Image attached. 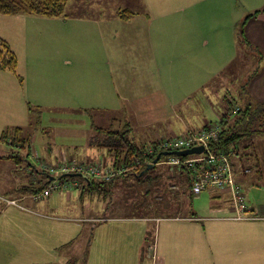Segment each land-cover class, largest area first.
Listing matches in <instances>:
<instances>
[{
	"label": "crops",
	"instance_id": "crops-1",
	"mask_svg": "<svg viewBox=\"0 0 264 264\" xmlns=\"http://www.w3.org/2000/svg\"><path fill=\"white\" fill-rule=\"evenodd\" d=\"M155 3H171L169 7L171 9L169 34L159 29L161 16L156 17V12L152 7L147 8V13H137L128 20H122L117 16L119 10L115 13L114 11L108 13V18H104L102 12H97L99 15L94 14L91 17L82 12H77L79 14L73 16L65 14L60 17L64 18L63 21L67 24L66 26H69L68 22L74 25V31L82 32L86 37L94 38L96 47L74 50L75 60L69 61L64 58L62 66L60 63L47 65L42 68V74L38 73L37 69H33L31 75L25 73L21 77L17 71L11 73L0 69L2 72L11 74L14 78V81L8 80L0 83V137L8 130H4L8 121L16 125L21 114V102L26 104L29 110V104L30 106H41L52 102L54 106L60 109L82 110L84 112L102 110V112L106 111L105 114L121 113L128 100L125 97L126 94L123 96L120 94H123L120 88L122 87L123 90L126 88L129 91L130 78H138L135 73H140L141 77H144L147 72L152 74L153 71L160 68V66L156 68L155 65L158 62L161 63L162 58L168 57V55L170 57L166 62L167 67L163 69L162 73L166 74V70L169 68V76L172 79L178 78L179 74H182L185 79L183 80L185 88L182 87L185 93L184 97L188 99L197 87L204 89L212 78H216L232 63L234 55H236V34L239 25L247 16L256 12V17L246 22L245 36L251 45L261 51L264 57V9H262L264 0H156ZM201 3L205 5V13L202 16L203 24L211 22L216 23L217 26V22L226 20L224 28L218 30L217 27L216 32L211 35V42L201 36L200 21L196 13L197 5ZM97 4L95 3V5ZM90 5L93 4L90 3L89 7H91ZM167 7L166 4L164 8ZM166 14L167 10L162 16ZM26 16L30 15L7 17L12 18L11 20H18V22L31 21V23L44 26L51 20L60 19L46 18L49 21H38L37 19H26ZM132 24H141L144 29L141 28V36H144V47L140 45L142 56H139L137 60L134 59L139 64L138 68H129L125 63L117 60L116 56L111 53L107 41L103 38L106 31H109V34H115L116 28L120 30L124 26L131 27ZM180 26H185V28L179 30L178 27ZM126 31L128 32V29ZM87 33L91 35L87 36ZM59 37L62 39L64 35ZM162 39H165L164 46L168 44L167 41L169 40L170 48L167 47L169 51H164L167 48H162L160 43ZM7 42L9 43V41ZM210 45L213 48H210ZM59 52L62 56L70 57L65 42L61 44ZM134 52L132 56L135 58L139 54L137 51ZM158 52H162V54H158ZM92 57H97L96 62L88 63V59L90 58L92 61ZM152 61L154 67L151 65ZM67 66L70 67L69 70H65ZM47 67L48 70L45 71ZM122 72L124 75L121 74ZM17 76L20 78L19 81ZM205 78L206 80H204ZM55 80H57V86L49 88L48 84ZM22 91L24 94L27 92L29 97L27 98L25 95L26 98L22 99L19 95ZM249 91L254 99L264 102V67L250 81ZM128 95H130V91ZM33 97H35V101H33ZM161 98L165 102L169 100L162 94ZM7 128L11 130L10 126ZM0 143L3 144L1 141ZM7 146L9 145L7 144ZM10 147L13 148L12 153L8 156H0V163L2 165L9 164L7 167L11 168L10 176L15 180L14 185L6 188V190L11 194L20 195L21 199H26V197L30 199L33 195H26L25 191L22 190L25 188L18 187L20 180L17 177L22 171L20 167L26 161L27 174L31 176L33 183L42 180L34 176L28 169V167L33 168V166L29 164L27 159L31 161V153L35 150L32 147L29 151ZM13 155L26 157V160L10 159L9 156ZM59 163L48 164L58 165ZM103 163L105 165V162ZM165 164L168 166L166 161L162 165ZM261 165L264 167V163ZM172 170L174 172V176H171L172 185L176 186L177 190L182 188L183 191L178 190L177 193H174L171 188L161 186L164 193L158 194L155 201H151L147 208V211L154 209L156 213L133 217L107 215L96 218L93 216L91 219H87L86 221L94 222L91 228L90 242L87 244L84 242L78 244L82 240V226L78 224L82 218L57 217L55 215L57 210L52 208H48L47 211L43 210L44 212H37L43 218V231L37 240L38 248L42 249L45 262H53L54 258L61 260L65 257L70 258L68 246L74 245L75 248L79 247L80 252L81 250L83 252L88 251V264H264V177L262 186L258 185L259 178L257 175L254 179H250L256 180L250 186L247 177L241 176L240 178L241 174L237 175L236 183L244 190L247 205L258 219L236 220L231 191L209 188L203 191L199 197H194L190 190L186 189V186L189 187L191 183L189 175L177 168ZM12 173H14V177ZM93 179L91 185L102 181L98 178ZM49 180L54 182L59 179L50 177ZM113 184L115 185V181ZM73 186L74 189L80 188L81 182L74 183ZM49 187L51 191L46 197H50L55 190V186H45L44 189ZM62 187L66 189L67 185H59L58 189ZM248 194L250 196L254 194V198L251 200L248 198ZM200 197H205L206 208H208L206 211H201L200 205L195 208L194 199ZM67 198L70 199L71 195L68 194ZM9 200L11 202L8 204L16 205L15 199ZM21 212L33 216V218L36 217L35 214L33 215V213L23 209ZM28 215L22 216L28 218ZM186 221L196 226L197 230L193 234L189 232L180 234L183 230V223ZM62 222H70L79 231L67 229V225ZM238 223L240 225L236 227ZM16 231L18 232L17 229L7 228L3 234H0V240L15 238L17 236L14 234ZM229 231H233V235H230ZM237 235L240 237L238 243L242 244L234 243L231 236ZM23 239L27 240V236L23 235ZM61 248H65V251ZM16 256L3 260L2 264H31V262Z\"/></svg>",
	"mask_w": 264,
	"mask_h": 264
},
{
	"label": "rangeland",
	"instance_id": "rangeland-1",
	"mask_svg": "<svg viewBox=\"0 0 264 264\" xmlns=\"http://www.w3.org/2000/svg\"><path fill=\"white\" fill-rule=\"evenodd\" d=\"M155 2L156 0H68L64 15L73 16L79 14L77 12H82L91 17L94 14H98L97 12H102L104 18H108V13L112 11L115 13L119 9H129L137 14L147 13V8L152 7L156 12V17L159 18L161 16L159 29L169 34L171 29L169 17L171 9L169 7L171 3ZM90 3L93 4L90 5L91 7H89ZM95 3L98 4L95 5ZM166 4L168 7L165 9ZM165 10H167V14L162 16ZM196 13L199 19L195 18L200 21L201 36L211 42V35L216 32L217 27L218 30H222L226 20H220V23L217 22V26L215 25L216 23L213 24L211 22L203 24L202 16L205 13V5L202 3L197 5ZM31 17L26 16V19L49 21L42 17ZM11 19L0 15V38L9 41L10 47L18 56L17 73L21 77L25 73L31 75L33 69H37L38 73L42 74V68L53 63H60V66H62L64 58L69 61L75 60L74 50L86 49L87 47L93 49L96 47L94 38L86 37L81 31V33L74 31V25L69 22V26H66L67 24L63 21L64 18L51 20L46 26L31 23V21L18 22V20ZM141 28L144 30L141 24H132L131 27L124 26L120 30L116 28L115 34H109V31H106L103 35L111 53L129 68L139 67V64L134 59L137 60L139 56H142L140 45L141 47L143 46L144 36H141ZM184 28L185 26L178 27L179 30ZM127 29L128 32L126 31ZM238 33L237 31L236 55H234L232 63L220 75L212 78L204 89L197 87L188 99L184 97L183 88H185V84L183 80L185 79L182 74H179L178 78L172 79L169 76V68L166 70V74L162 73L163 69L167 67L166 62L170 57L168 55V57L162 58L161 63L158 62L155 65L156 68L159 66L160 68L153 71L152 74L147 72L144 77H141V74L137 72L135 75L138 78H130V95H128L129 91L126 88L125 90L122 87L120 88L123 92V94H120L122 96L126 94L125 97L128 100V103L124 104L126 107L121 113L105 114L106 111L102 112V110L99 112H84L82 110L60 109L54 106L52 102L41 106H30L29 104V110L27 105L21 102V114L16 121V125L8 121L4 130H9L7 126H10V129L15 127L22 128L23 136L31 138V147L35 150L31 153V157L34 153H37L39 159L41 161L44 160L46 163L75 161L92 165L101 164L103 165L102 170L105 172L110 169L107 166L110 160L107 157V150H99L89 145L93 141L103 139L100 138L101 134L97 133V128L103 131L111 130L116 132L128 130L129 137L133 138L139 145H149L157 140L165 141L171 137L181 136L189 129L200 128L205 121L213 124L218 123L221 126L223 124L221 118L224 115H229L227 120L228 123H231L238 116L236 114L237 109L239 107L243 108L248 101L246 92L243 90L247 86V92L250 94V81L264 67V57L261 58L258 51L246 46L241 41ZM123 34H125L124 37ZM62 35H64V38L60 39L59 36ZM90 35L87 33V36ZM64 42L70 57L62 56L59 52L60 46ZM160 43L162 48H170L169 40L166 46L163 45L165 39H162ZM168 48L164 51H169ZM210 48H213V46L211 47L210 45ZM134 51L139 54L135 58L132 56V53H135ZM158 54H162V52H158ZM88 60V63L96 62L97 57H92V61L90 58ZM151 65L153 66V61ZM69 69V66L65 68V70ZM47 70L48 67L45 71ZM44 75H46L45 72ZM19 76L16 77L17 80L20 79L18 78ZM13 79L11 74L0 70V83ZM48 86L49 88L57 86V80L50 82ZM161 94L169 100L163 101ZM19 95L22 99L29 97L28 93L24 94L23 91ZM33 101H35V97H33ZM102 134L104 135V133ZM246 143H249V141H243V144ZM10 144L8 143L9 146H7L5 143H0V156H8L13 152ZM247 153H250V155L245 164L253 170L247 181L252 186L256 180L250 179L255 178L256 166L259 163H264V134L254 139V146L251 149L249 148ZM167 158L168 156H164L157 166L148 169L141 179L133 175L114 178L113 182L115 181V185H102V190H89L91 181L94 180L92 177H89L88 181L86 178L71 176L62 180H55L54 182L50 181V177H59L60 175H49L43 172L35 161L31 160L33 168L28 167V169L34 176L42 179L38 183H33L31 176L27 174V163L25 161L23 166L20 167L23 172L20 171V175L17 177L20 180L18 187H24L25 189L22 190L25 191L26 195H33L30 199H27V197L26 199H21L20 195L11 194L6 190V188L14 185L13 182L15 180L10 176L11 168L7 167L9 164L2 165L0 163V234H3L7 228L18 230V232L14 233L15 235L17 234L15 238L0 240V264H2L3 260L11 259L15 255L31 262V264H81L85 261V252L82 250L80 252L79 247L75 248L74 245L68 246L70 258L65 257L63 260L54 258L53 262H45L41 252L42 249L38 248L39 243L37 240V237L43 231V218L37 212H44L48 208H52L57 210L55 213L57 217L82 218V221L78 223L82 226V240L78 244L83 242L87 244V242H90L91 228L94 222L86 220L91 219L93 216H96V218L106 217L107 215L133 217L156 213L154 209L147 211L149 204H151V201H155L158 194L161 195L163 192L161 186L169 187L173 184L171 176H174V172L172 169L176 167L169 165ZM165 161L168 166L166 164L162 165ZM103 162H105V165ZM262 172L263 176L258 180V185L260 184L261 186L264 177V167ZM12 175L14 177V173ZM77 182H81V187L74 189L73 184ZM99 182H103V180ZM59 185H67V187L66 189L64 187L58 189ZM45 186H55L51 196L36 198L34 194L39 195ZM105 189L109 192L106 193ZM68 194L71 195L70 199L67 198ZM248 198L252 200L254 194L251 196L248 194ZM9 199H15L16 205L8 204V202H11ZM195 199V208L200 205L199 209L201 211L208 209L206 208L205 197ZM119 205H121V208H119ZM129 206L130 208H128ZM22 209L31 214L33 213V215L35 214L34 216L36 217L33 218V216L21 212ZM22 215H28V218H23ZM205 215L207 216L208 214ZM62 223L67 225V229L79 231L70 222ZM188 223L191 222L186 221L183 223V230L180 234L184 232L193 234L197 230L193 223ZM205 224L207 225L208 223ZM238 225L240 224L238 223L236 227ZM177 232L179 233V231ZM229 233L233 235V231H229ZM23 235L27 236V240L23 239ZM231 237L234 243L242 244L238 243L240 240L238 235ZM61 249L64 250L65 248Z\"/></svg>",
	"mask_w": 264,
	"mask_h": 264
},
{
	"label": "trees",
	"instance_id": "trees-1",
	"mask_svg": "<svg viewBox=\"0 0 264 264\" xmlns=\"http://www.w3.org/2000/svg\"><path fill=\"white\" fill-rule=\"evenodd\" d=\"M67 3L68 0H0V15H30L44 18H60L64 16V10ZM135 15L136 13L130 11L129 9H119L117 13V16L122 20H128ZM256 15L257 12L247 16L242 21V23L239 25L238 35H240L239 37L241 38V41L246 46H248L250 49L258 51L261 58H263V54L261 53V51L251 45L244 36L246 22L249 19L255 18ZM18 65L19 61L16 53L12 50L6 40L0 38V69L11 73H16ZM243 91L246 92L248 101L243 108L239 107L237 109L236 114L238 116L234 119V121L228 123L227 119L229 118V115H224L223 118H221L223 123L221 126L218 123L213 124L211 122L205 121L201 128L189 129L181 136L199 132L209 133L211 130L218 128L217 139H210L208 141L209 151L216 156L226 157L228 163L230 164V173L234 179V183L242 191L243 195L245 196L244 201L247 204L244 190L240 185L236 183V177L238 174H241V176H245L248 178V176L253 171L251 170L250 166H247V164H245L248 160V156L250 155V153H247V150L249 148H253L254 139L256 137L264 134V102H260L254 99V97L247 92V86ZM97 133L101 134L100 138L103 139L93 141L89 145L99 150H107V157L108 159L110 158L109 164L107 166L110 167V169L114 170V178L132 175L136 176L138 179L143 178L148 170V166L153 164V161L159 153L164 152L162 148V142L164 140H157L153 143H150L149 145H139L133 138L129 137L128 130L116 132L111 130L103 131L102 129L97 128ZM102 133H104V135ZM23 134V129L20 127L7 130L1 135L0 141L5 144L11 143L10 145L13 147H18L19 149H27L29 151L31 149V138L29 139V136L24 137ZM245 140L249 141V143L243 144V141ZM200 155L201 154L194 155L193 157H180L172 155L180 161V164L176 166V168L181 172H184L186 175H189L191 183L189 184V187L186 186V189H189L191 194L192 186L194 185L201 167L200 165H187L183 162H186L189 159L198 158ZM163 157L164 156H162L161 159ZM9 158L18 161L26 160V157L24 158L18 155L9 156ZM169 158L171 157L168 156L167 160H169ZM27 161H29L30 164L33 165L30 160L27 159ZM215 163L217 164V162ZM157 164L154 165L153 168L157 166ZM123 168H126L127 171L118 174V171ZM262 168L263 166L260 163L256 166L257 171L255 174L259 179L263 176ZM256 175L255 177H257ZM107 184L111 185L113 184V182H95L93 185L89 186V190H102V185ZM168 188H171L174 193H177L178 190H182V188H178L177 190V187L173 185H170V187ZM210 188L219 189L217 187ZM107 192L109 191L106 190V193ZM85 255V261L81 264H88V251L85 252Z\"/></svg>",
	"mask_w": 264,
	"mask_h": 264
},
{
	"label": "built area",
	"instance_id": "built-area-1",
	"mask_svg": "<svg viewBox=\"0 0 264 264\" xmlns=\"http://www.w3.org/2000/svg\"><path fill=\"white\" fill-rule=\"evenodd\" d=\"M218 137V128L211 130L209 133L199 132L191 133L189 135L171 137L162 143V148L164 151H183L190 149L192 147L203 146L204 151L198 158L189 159L186 162H183L187 165L196 166L200 165L201 170L198 173L194 185L192 186V194L195 197H199L203 190L210 187H217L220 190H229L233 196V212L235 213L236 220H257L253 214L252 210L247 206L244 199L242 191L238 186L235 185L234 179L230 173L229 163L224 156H216L209 151L208 141L210 139H217ZM152 151V150H150ZM167 163L171 166H178L180 164L179 159L169 156ZM31 160H34L36 165L39 168L49 174V175H60L56 177L59 179L62 175L65 174H81L88 179L89 177L100 178L102 176L103 181L112 182L114 179L115 172L114 170L107 169L105 172L102 170L103 165H92L86 163H79L75 161L60 162L58 165L48 164L41 161L37 153H34L31 157ZM217 162V164L215 163ZM37 168V167H36ZM127 171L126 168L118 171L123 173ZM51 188H45L39 195H36L37 198L40 196L46 197L49 195ZM15 203V202H13Z\"/></svg>",
	"mask_w": 264,
	"mask_h": 264
},
{
	"label": "water",
	"instance_id": "water-1",
	"mask_svg": "<svg viewBox=\"0 0 264 264\" xmlns=\"http://www.w3.org/2000/svg\"><path fill=\"white\" fill-rule=\"evenodd\" d=\"M203 151H204L203 146L192 147L190 149H186V150H183V151H174V152L164 151V152L159 153L157 155V157L153 161V164L149 165L147 169L153 168V166L156 165L160 161L162 156L176 155V156H180V157H188V156H192V155L201 154ZM68 176L86 178L84 175H81V174H65V175H62L59 178V180H61L62 178L68 177Z\"/></svg>",
	"mask_w": 264,
	"mask_h": 264
}]
</instances>
